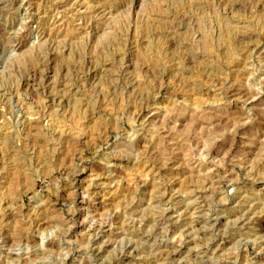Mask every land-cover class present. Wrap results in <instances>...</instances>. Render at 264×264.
<instances>
[{
    "label": "rangeland",
    "instance_id": "374dc122",
    "mask_svg": "<svg viewBox=\"0 0 264 264\" xmlns=\"http://www.w3.org/2000/svg\"><path fill=\"white\" fill-rule=\"evenodd\" d=\"M78 1L0 0V264H264V0Z\"/></svg>",
    "mask_w": 264,
    "mask_h": 264
},
{
    "label": "bare ground",
    "instance_id": "6f19581e",
    "mask_svg": "<svg viewBox=\"0 0 264 264\" xmlns=\"http://www.w3.org/2000/svg\"><path fill=\"white\" fill-rule=\"evenodd\" d=\"M74 1V0H73ZM113 1V2H111ZM115 1V2H114ZM131 0H107V1H104L102 2V5L101 3H99L98 0H80L78 1L77 3V8H81V9H90L92 10L93 13H98L99 11L102 10V12H109V13H113V12H116L118 10H120L121 8L123 7H126L127 4L130 2ZM133 2H139V0H132ZM68 2V1H67ZM69 3V2H68ZM67 6V5H66ZM104 9V10H103ZM101 12V14H102ZM100 13V12H99ZM40 21V20H39ZM29 23V22H28ZM93 25V24H92ZM91 26V25H90ZM93 27V26H92ZM91 28V27H90ZM95 28V27H94ZM246 31V30H245ZM22 47V46H21ZM20 47V48H21ZM48 73V72H47ZM37 80H35L36 82ZM52 82V81H51ZM34 86V85H33ZM55 101V100H54ZM113 165V164H112Z\"/></svg>",
    "mask_w": 264,
    "mask_h": 264
}]
</instances>
